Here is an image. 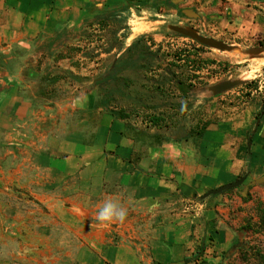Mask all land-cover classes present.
I'll list each match as a JSON object with an SVG mask.
<instances>
[{"label": "rangeland", "instance_id": "374dc122", "mask_svg": "<svg viewBox=\"0 0 264 264\" xmlns=\"http://www.w3.org/2000/svg\"><path fill=\"white\" fill-rule=\"evenodd\" d=\"M125 3L129 4L130 13L118 27L90 25L84 37L70 38L54 57L48 53L53 45H46L42 55L28 58L26 63L30 66L38 64L44 69L58 67L75 72L81 78L78 81L70 78L76 81L77 87L73 88L74 81L70 86L66 83L57 87L50 73L40 68L31 79L23 72L28 87H24L21 94L31 97L33 102H29L25 111L22 105H13L11 113L10 108L0 112V264H22L27 253L34 256L37 241L43 236L41 230L47 232L53 221L46 203L37 195L38 185L21 179L24 159L26 162L30 154L37 155L36 147L47 143L53 130L54 134H61V140H70L69 135L73 137L77 130L84 134L80 135L86 142H92L98 130L112 119L126 120L123 134L131 149L128 155H117L132 162V169L138 166L144 174L155 175L162 181L160 189L157 186L156 197L150 200L151 203L155 200V204L148 205L151 195H144L141 201H127L122 197V201L118 198L115 202L130 210L143 211L150 206L158 213L162 211L149 222L171 226L176 233L181 228L188 232L192 229L187 238L190 236V241L194 242V249L188 251L192 256L182 264H264V230L257 226L258 207L264 204V184L258 182L264 176V162H260L257 169L252 166L256 144H263L264 149V52H248L264 46V0H237V6L231 4L236 9L229 8L228 0H122L120 4ZM216 8L221 11L218 13ZM189 11L197 15H190ZM135 13L148 23L155 22L152 26L156 28L139 32L141 23ZM229 23L231 29L227 26ZM170 24L194 28L202 35L232 44L234 49L222 51L207 47L174 32L168 27ZM139 35L145 36L147 45L158 58L143 74L127 72L131 76L128 84L134 86L122 87L115 94L120 105L112 102L109 111L98 108L100 89L90 90L89 86L108 73L118 56ZM166 68L173 69L183 83L162 78ZM123 79V75L118 76L121 83ZM226 80L241 82L221 93L211 90ZM143 81L145 87H142ZM41 95L47 97L45 101ZM54 96L61 98L59 107L53 102ZM137 97L141 102L133 107ZM112 100L116 98L113 96ZM182 102L186 105L183 112ZM90 112L94 115L86 116ZM6 114L10 118L7 125H12L15 131L13 140L5 126ZM159 115L164 117L163 121L152 122L151 117ZM128 124L139 130L127 128ZM156 128H171L174 141L154 138ZM216 128L225 131L224 143L236 145L237 150L243 148L248 159L245 166L231 169L235 176L230 182L244 175L246 180L236 188L209 196L211 200L207 202L202 195L221 185L210 187L213 186L207 175L210 166L204 164L206 154L202 153L201 143L207 133L212 137L207 136L206 142H216ZM250 137L251 152H248ZM61 148L60 153L64 154L63 146ZM237 150H232V155H238ZM163 163L170 169L168 174L163 172ZM180 164L183 169L178 168ZM116 172L119 174L116 173L118 178L110 185L111 193L123 196L124 189L126 193L134 191L122 182L120 174L126 171L117 169ZM180 176L186 178L180 179ZM190 177L193 180L186 181ZM39 187L47 190L45 185ZM214 199L216 202H212ZM101 203L93 204L97 206L96 213ZM135 217L127 216L130 223L133 220L136 224L144 223V215ZM90 218L97 222L96 216ZM112 224L117 225V222ZM124 225L130 227L126 222ZM141 234L147 237V233ZM134 239L139 242V238Z\"/></svg>", "mask_w": 264, "mask_h": 264}, {"label": "crops", "instance_id": "0c3cea01", "mask_svg": "<svg viewBox=\"0 0 264 264\" xmlns=\"http://www.w3.org/2000/svg\"><path fill=\"white\" fill-rule=\"evenodd\" d=\"M121 2L122 0H0V112L10 108L11 113L13 105H22V111H25L29 102H33L31 97L21 94L23 88L28 87L25 86L23 72L27 73V79H31L40 68L50 73L57 87L70 86V82L74 81L70 78V72L76 74L75 72L58 67L44 69L38 64L30 66L26 63L28 58L42 55L46 45L54 46L48 49L49 55L54 57L61 45L63 47L70 38L84 37L83 33L91 28L88 22H92L95 13L103 11L106 5H122ZM228 2L230 9H236L232 5L237 6V0ZM216 11L219 13L221 10L216 8ZM227 26L232 28L230 23ZM56 45L58 46L55 47ZM63 78L69 82L62 80ZM72 85L73 88L77 87L76 81ZM40 97L44 101L47 98L44 95ZM53 98V102L59 107L61 98ZM93 115V112L86 113L89 117ZM3 118L8 135L13 140L15 131L12 125H7L10 118L7 114ZM125 121L112 119L111 123L108 122L98 130L92 142H86L81 136L84 134L77 130L73 137L70 136L72 134L69 135L70 140H61V134H54L53 130L47 143L36 147L37 155L30 154L27 161L24 159L21 163V179L38 185L37 195L44 200L53 219L47 232L45 229L41 230L43 236L37 241L35 255L27 253L24 256L26 261L22 264H182L192 256L188 251H193L194 242L187 235L193 230L188 232L181 226L176 233L171 226L150 223L152 217L162 212L158 213L150 206L143 211L138 208L127 209V216H145L142 225L136 224L135 220L130 223L128 218L123 223L117 222V225L93 222L90 218L96 216L97 206L93 204L99 201H102L101 206L107 200L116 201L119 198L122 201V197L127 201H141L144 195L156 197L157 186L160 189L161 178L144 174L138 166L135 170L132 169V162L117 155H128L131 150L128 139L123 134ZM177 130L178 128L176 132ZM153 133L169 137L165 140L167 142L174 141L171 128H156ZM207 136L212 137L211 133L204 135L201 149L206 154L203 157L204 164L210 166L207 173L208 180L213 185L210 187H215L232 181L235 175L231 169H235L237 165L245 166L248 159L243 148L237 150L236 145L223 142L225 131L222 128H216V142H206ZM262 145L258 143L254 147L252 166L256 169L260 162H264ZM62 146L64 154L60 153ZM232 150H237L238 155H232ZM161 166L164 168L163 172L168 174L170 169L167 164L163 163ZM178 168L183 169V166L180 164ZM117 169L126 171L120 174L122 182L134 191L126 193L124 189L123 196L121 193H111L113 189L110 185L118 178ZM154 169L159 171L156 166ZM187 179L186 181H191L193 177ZM39 185H45L49 191L41 190ZM153 197L148 198V205L155 204V200L154 203L150 201ZM210 198L207 197L206 201L211 200ZM212 202H216V199ZM125 222L130 227H126ZM144 232L147 237L141 234ZM134 238H139V242ZM142 238L146 239L141 241ZM215 249L216 246L213 250ZM206 258L210 256L206 255Z\"/></svg>", "mask_w": 264, "mask_h": 264}, {"label": "trees", "instance_id": "16d2710c", "mask_svg": "<svg viewBox=\"0 0 264 264\" xmlns=\"http://www.w3.org/2000/svg\"><path fill=\"white\" fill-rule=\"evenodd\" d=\"M147 2V0H137V2ZM130 13V6L129 4L125 3L122 5H106V8L101 11L95 13L93 16L92 22L89 21V18L86 19V22L89 24H98L101 27H112L123 24L126 21V18L128 17L127 14ZM135 15H137L135 13ZM139 23H141L138 26V31L142 32L143 30L148 29H155L153 23H148L147 21H144L143 17L138 16ZM128 51V52H127ZM127 52V53H126ZM126 53V54H125ZM158 58V55L155 51L150 50L149 45H147L146 38L144 35H139L136 38L133 39L132 44L129 46V48L124 51L121 56L118 57L116 60V63L113 64L112 67L108 70V73L101 77L97 82L91 84L89 86V89L92 90L95 87H98L100 89V99L98 101L97 106L102 107L103 109L109 111L112 110L110 105H112V102L118 106L120 105V102L118 101V98L115 94L119 92L122 87H130L134 86V84H128V81L130 80V74L127 73L130 71V73H135L137 75L143 74L144 71L147 68H150L153 66L154 59ZM130 60V61H128ZM127 61L129 64H127ZM188 63L190 62L189 59L185 60ZM128 68L130 70H128ZM179 68L182 69V66L179 65ZM71 78L75 80H79L81 77L73 74L70 72ZM123 75V83L121 81H118V76ZM69 76V75H68ZM130 76V77H129ZM169 78L171 81H175L176 83H183V79L177 78V75L175 74V71L171 68H166L165 72L162 74V78ZM134 81V80H133ZM145 84V81H143ZM142 85V87H145V85ZM190 86H193L192 84ZM115 97L116 100H112V97ZM138 99V100H137ZM136 100H133V107L140 104L141 100L139 97H137ZM149 99V98H148ZM138 107V106H137ZM114 114H117L119 112L111 111ZM164 117L155 116L151 117L152 122L155 124H158L159 122L163 121ZM165 122V120H164ZM161 124V123H160ZM159 124V125H160ZM132 125L128 124L126 127L130 128L131 130H139L137 127H131ZM170 126V125H169ZM153 137L157 140H160L162 138H166L165 140H168L169 137H166L165 135L161 133H153ZM188 137V135H186ZM198 138V136L196 137ZM260 220L257 223V226L259 229L264 230V204H260L258 207Z\"/></svg>", "mask_w": 264, "mask_h": 264}, {"label": "water", "instance_id": "95a60500", "mask_svg": "<svg viewBox=\"0 0 264 264\" xmlns=\"http://www.w3.org/2000/svg\"><path fill=\"white\" fill-rule=\"evenodd\" d=\"M192 13H194L195 15H197L195 12L193 11H189V14L192 15ZM168 27L170 29H172L174 32L181 34L183 36L189 37L191 39H193L194 41L199 42L202 45H205L207 47H211V48H216L222 51H231L234 49V46L232 44L226 43L220 39H215L213 37H209V36H205L200 34L196 29L191 28V27H187V26H182V25H178V24H170L168 25ZM249 53L252 54H259L264 52V46L263 47H257V48H251L248 50ZM240 80H226V81H222L216 85H214L211 90H213V92L215 93H221L224 91H227L235 86H237L238 84H240ZM251 143H252V138H249L248 141V152H251ZM246 180V175L242 176L241 178L237 179L236 181L218 186L216 188H212L209 189L205 194L202 195V199H205L211 195H216V194H221L223 192L229 191L233 188H236L240 185H242ZM258 182L263 183L264 184V176L262 178H260L258 180Z\"/></svg>", "mask_w": 264, "mask_h": 264}, {"label": "clouds", "instance_id": "9594fccd", "mask_svg": "<svg viewBox=\"0 0 264 264\" xmlns=\"http://www.w3.org/2000/svg\"><path fill=\"white\" fill-rule=\"evenodd\" d=\"M185 104L182 102L181 111L183 112ZM128 215V211L119 202L107 200L103 206L99 208L96 214L97 222L101 224H110L113 222L123 223Z\"/></svg>", "mask_w": 264, "mask_h": 264}]
</instances>
